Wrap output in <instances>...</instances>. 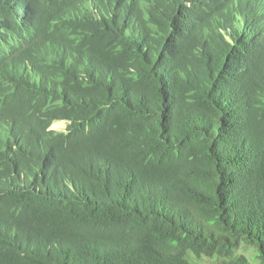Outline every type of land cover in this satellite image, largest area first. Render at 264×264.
Instances as JSON below:
<instances>
[{
	"label": "trees",
	"instance_id": "obj_1",
	"mask_svg": "<svg viewBox=\"0 0 264 264\" xmlns=\"http://www.w3.org/2000/svg\"><path fill=\"white\" fill-rule=\"evenodd\" d=\"M0 264H264V0H0Z\"/></svg>",
	"mask_w": 264,
	"mask_h": 264
},
{
	"label": "rangeland",
	"instance_id": "obj_2",
	"mask_svg": "<svg viewBox=\"0 0 264 264\" xmlns=\"http://www.w3.org/2000/svg\"><path fill=\"white\" fill-rule=\"evenodd\" d=\"M65 125H66V122L65 121H55V122L52 123L51 127L53 129H56V130H61V129H64L65 128Z\"/></svg>",
	"mask_w": 264,
	"mask_h": 264
},
{
	"label": "clouds",
	"instance_id": "obj_3",
	"mask_svg": "<svg viewBox=\"0 0 264 264\" xmlns=\"http://www.w3.org/2000/svg\"><path fill=\"white\" fill-rule=\"evenodd\" d=\"M52 128V127H51Z\"/></svg>",
	"mask_w": 264,
	"mask_h": 264
}]
</instances>
